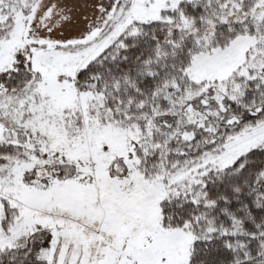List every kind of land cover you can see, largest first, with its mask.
<instances>
[{"label": "snow or ice", "instance_id": "obj_1", "mask_svg": "<svg viewBox=\"0 0 264 264\" xmlns=\"http://www.w3.org/2000/svg\"><path fill=\"white\" fill-rule=\"evenodd\" d=\"M0 264H264V0H0Z\"/></svg>", "mask_w": 264, "mask_h": 264}]
</instances>
